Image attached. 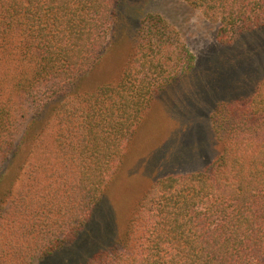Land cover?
<instances>
[{
  "label": "trees",
  "instance_id": "obj_1",
  "mask_svg": "<svg viewBox=\"0 0 264 264\" xmlns=\"http://www.w3.org/2000/svg\"><path fill=\"white\" fill-rule=\"evenodd\" d=\"M181 1L216 25L223 47L264 29V0ZM119 5L0 0V264L42 263L76 240L151 101L176 78L167 23L146 14L118 79L79 88ZM185 62L188 72L194 57ZM234 101L211 114L216 158L153 182L123 231L80 264H264V74Z\"/></svg>",
  "mask_w": 264,
  "mask_h": 264
},
{
  "label": "rangeland",
  "instance_id": "obj_2",
  "mask_svg": "<svg viewBox=\"0 0 264 264\" xmlns=\"http://www.w3.org/2000/svg\"><path fill=\"white\" fill-rule=\"evenodd\" d=\"M121 4L116 8L114 35L112 29L103 56L79 88L89 90L118 79L146 14L167 23L163 46L172 53L176 78L151 101L89 224L72 244L31 264L83 263L123 231L131 207L153 182L165 174L208 166L221 151L211 130L212 112L244 97L264 74V29L223 47L215 38L216 25L181 0ZM190 55L193 68L185 72Z\"/></svg>",
  "mask_w": 264,
  "mask_h": 264
}]
</instances>
